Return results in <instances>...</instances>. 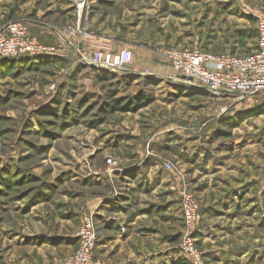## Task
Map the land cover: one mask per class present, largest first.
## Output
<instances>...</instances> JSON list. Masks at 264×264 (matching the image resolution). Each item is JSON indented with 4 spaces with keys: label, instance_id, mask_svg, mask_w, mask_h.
Returning a JSON list of instances; mask_svg holds the SVG:
<instances>
[{
    "label": "rangeland",
    "instance_id": "obj_1",
    "mask_svg": "<svg viewBox=\"0 0 264 264\" xmlns=\"http://www.w3.org/2000/svg\"><path fill=\"white\" fill-rule=\"evenodd\" d=\"M89 2L80 15L74 0L65 11L55 0H0V27L21 22L40 47L0 58V264H62L86 218L93 264L130 252L192 264L180 251L184 188L200 206L191 237L204 264H264V95H214L181 81L166 57L244 52L264 0ZM95 44L132 51V64L94 65ZM143 97L134 111L112 109ZM109 204L115 211H102ZM139 241L150 247L140 256Z\"/></svg>",
    "mask_w": 264,
    "mask_h": 264
},
{
    "label": "built area",
    "instance_id": "obj_2",
    "mask_svg": "<svg viewBox=\"0 0 264 264\" xmlns=\"http://www.w3.org/2000/svg\"><path fill=\"white\" fill-rule=\"evenodd\" d=\"M89 1L75 0L80 15L89 8ZM84 38L91 39V34L86 33ZM94 47L96 50L89 59L94 65H101L110 71H120L133 62V52L128 49L114 52L97 44ZM39 48L30 37L25 24L14 22L0 27V58H20L39 52ZM166 57L179 76L214 95L232 94L239 102L253 95H264V18L257 23V49L250 54H215L198 48H171L166 52ZM181 208L187 233L180 251L192 264H204L203 256L191 237L200 220V206L187 188L181 192ZM93 224V220L85 219L79 237V248L62 264H93L97 245Z\"/></svg>",
    "mask_w": 264,
    "mask_h": 264
},
{
    "label": "crops",
    "instance_id": "obj_3",
    "mask_svg": "<svg viewBox=\"0 0 264 264\" xmlns=\"http://www.w3.org/2000/svg\"><path fill=\"white\" fill-rule=\"evenodd\" d=\"M57 3H58V5L60 6V7H62L64 10L63 11H65L66 10V7H67V3L66 2H70L71 0H55ZM75 1V0H74ZM68 16H69V14H68ZM67 16V17H68ZM33 34L34 35H36L37 37H39V39H41V40H43V41H46V43H54V41H53V39H50L48 36H46L44 33H40V31H36V30H34L33 31ZM91 45V44H90ZM256 49H257V32H256V36L253 38V40L251 41V42H249L248 43V46H247V48L245 49V51L243 52V51H241L240 53H234L235 55H246V54H250V53H252V52H255L256 51ZM220 51V53H233V52H230V51H227V52H222L221 50H219ZM127 70V69H126ZM125 70V71H126ZM179 76V75H178ZM179 77H181V76H179ZM175 81V80H174ZM181 81H187L184 77H181ZM187 83V82H186ZM189 83V82H188ZM190 84V83H189ZM196 87H200V86H196ZM200 88H202V87H200ZM202 89H204V88H202ZM155 175H157V177L155 176ZM163 174H159V172H157L156 174H154V179H152L153 181H156L157 182V180H164V178L165 177H163L162 176ZM160 176H162V177H160ZM152 177V178H153ZM157 183H159V182H157ZM156 183V184H157ZM114 206H115V204H109V206H102V211H104V210H107V211H115L114 210ZM179 207H180V204H179ZM147 209H149V208H147ZM140 210H142V209H140ZM145 210V209H144ZM108 227H110V226H108ZM113 228H115V227H113ZM114 230V229H113ZM75 239V238H74ZM71 240H68V242H70ZM132 245V247H133V249H134V251H135V253H137V254H139V256L140 255H142V251H145L146 250V248H150V247H148L145 243H144V241H139L138 242V244L137 245H133V244H131ZM154 251V249L153 248H151L150 249V252H153ZM136 254V255H137ZM129 257H133V259L131 260V259H127V260H125V261H123V262H118V260H112V262H107V264H153V262H151V263H146L145 262V260H146V258H147V256H141L140 258H138V257H136L132 252H130L129 253V255H128ZM151 256V255H150Z\"/></svg>",
    "mask_w": 264,
    "mask_h": 264
},
{
    "label": "trees",
    "instance_id": "obj_4",
    "mask_svg": "<svg viewBox=\"0 0 264 264\" xmlns=\"http://www.w3.org/2000/svg\"><path fill=\"white\" fill-rule=\"evenodd\" d=\"M23 57H25V56H23ZM143 99H146L147 101H145V102L143 101V102H141V103H139L137 105L135 103L134 105L137 106L135 108H132V103L129 104L130 106L128 105V107L122 108L121 106H122V102L124 100L123 101L113 100L114 105L112 106V109H113L114 112H118V111H121V110H124V109H128L129 111H134V110H136V108L141 107V106H145L147 103L150 102V99H148V97H145V98L143 97Z\"/></svg>",
    "mask_w": 264,
    "mask_h": 264
},
{
    "label": "water",
    "instance_id": "obj_5",
    "mask_svg": "<svg viewBox=\"0 0 264 264\" xmlns=\"http://www.w3.org/2000/svg\"><path fill=\"white\" fill-rule=\"evenodd\" d=\"M189 81H192V79H191V78H189Z\"/></svg>",
    "mask_w": 264,
    "mask_h": 264
}]
</instances>
